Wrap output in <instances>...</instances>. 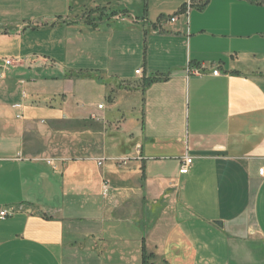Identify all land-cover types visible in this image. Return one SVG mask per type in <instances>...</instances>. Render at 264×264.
Segmentation results:
<instances>
[{
  "label": "crops",
  "instance_id": "0c3cea01",
  "mask_svg": "<svg viewBox=\"0 0 264 264\" xmlns=\"http://www.w3.org/2000/svg\"><path fill=\"white\" fill-rule=\"evenodd\" d=\"M130 1L0 0V264H264V2Z\"/></svg>",
  "mask_w": 264,
  "mask_h": 264
},
{
  "label": "rangeland",
  "instance_id": "374dc122",
  "mask_svg": "<svg viewBox=\"0 0 264 264\" xmlns=\"http://www.w3.org/2000/svg\"><path fill=\"white\" fill-rule=\"evenodd\" d=\"M6 1L11 3L13 1H19L18 3H21V5L23 6L22 9L25 11V13L31 12L32 10H37L34 9L32 5L41 6L42 8H40L39 10L44 11L48 9V5H49L48 1L54 3L64 2V4L66 2H69L71 4V9L69 11V14L67 15V19L70 20L71 22L78 21L81 22V24L83 25L85 24V31H90V30L96 31L98 24L113 17V15L109 14L105 10V8L104 10L98 9L97 11V2L99 0H6ZM259 1L264 2V0H259ZM192 2L194 3L195 0H192ZM127 5L130 6L128 9L132 8L131 11L135 12L138 9L139 1L131 0L130 2H128ZM7 10L9 12V10L13 11L14 9L8 8ZM58 10H62V5L59 6ZM170 12H172V10H170ZM90 46L95 47V49L97 50V37L96 40L94 41H91L89 39L85 41V47H90ZM93 64H97V61H94ZM150 261L148 264H152ZM156 264H160V263L156 261Z\"/></svg>",
  "mask_w": 264,
  "mask_h": 264
},
{
  "label": "built area",
  "instance_id": "2783aa9c",
  "mask_svg": "<svg viewBox=\"0 0 264 264\" xmlns=\"http://www.w3.org/2000/svg\"><path fill=\"white\" fill-rule=\"evenodd\" d=\"M193 5V2L192 0H189V3H188V10L192 7ZM176 19V16L175 17H172L170 21H175ZM12 63H11V60H6L5 61V65L7 66H10ZM197 75H200L201 74V70L197 69L194 71ZM219 72L218 71H215L214 74L217 75ZM103 106H100L99 108H102ZM193 163V159L190 158V157H187L184 159L183 161V165H182V168L180 170V173L181 174H187L189 172V168L190 166L192 165ZM260 174L263 175L264 174V169H261L260 170ZM8 216V212L6 210H2L0 211V219H5L6 217Z\"/></svg>",
  "mask_w": 264,
  "mask_h": 264
},
{
  "label": "trees",
  "instance_id": "16d2710c",
  "mask_svg": "<svg viewBox=\"0 0 264 264\" xmlns=\"http://www.w3.org/2000/svg\"><path fill=\"white\" fill-rule=\"evenodd\" d=\"M146 259V258H145ZM145 264H148V260H145Z\"/></svg>",
  "mask_w": 264,
  "mask_h": 264
}]
</instances>
